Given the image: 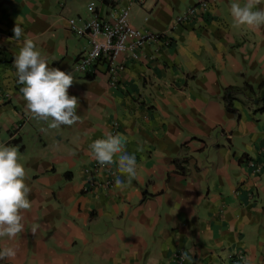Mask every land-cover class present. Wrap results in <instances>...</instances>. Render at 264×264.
I'll return each mask as SVG.
<instances>
[{
	"label": "crops",
	"instance_id": "0c3cea01",
	"mask_svg": "<svg viewBox=\"0 0 264 264\" xmlns=\"http://www.w3.org/2000/svg\"><path fill=\"white\" fill-rule=\"evenodd\" d=\"M128 1L0 0V46L12 55L0 63V143L18 147L32 201L23 233L0 238L17 251L0 264H175L174 252L183 264H264V28L237 26L234 0H206L169 32L168 46L121 56L115 86L105 64L93 75L75 71L87 41L68 20L87 17L90 2L105 17ZM200 1L145 0L130 22L168 31ZM16 24L50 67L73 74L68 94L80 120L72 126L51 129L26 109ZM108 133L127 136L137 178L116 188L113 164L85 191L89 145Z\"/></svg>",
	"mask_w": 264,
	"mask_h": 264
},
{
	"label": "clouds",
	"instance_id": "9594fccd",
	"mask_svg": "<svg viewBox=\"0 0 264 264\" xmlns=\"http://www.w3.org/2000/svg\"><path fill=\"white\" fill-rule=\"evenodd\" d=\"M261 5L264 0H243L242 3L234 0L230 4V15L237 26L259 31L264 28V7ZM13 33L19 44L13 65L28 112L35 119L49 122L51 129L77 123L80 120L77 114L79 101L75 95L68 94L75 81L73 74L50 67L37 50L34 39L25 35L19 24L14 26ZM127 143L124 134L108 133L89 145L92 159L101 167L116 165L120 175L115 179V187L120 190L137 178V159L135 154L127 152ZM26 179L18 147L0 143V238L14 240L24 231V213L32 208V201L28 198L31 189ZM38 227L33 225L32 232ZM16 255L14 247H0V260H11Z\"/></svg>",
	"mask_w": 264,
	"mask_h": 264
},
{
	"label": "built area",
	"instance_id": "2783aa9c",
	"mask_svg": "<svg viewBox=\"0 0 264 264\" xmlns=\"http://www.w3.org/2000/svg\"><path fill=\"white\" fill-rule=\"evenodd\" d=\"M144 2L145 0H129L123 6L110 10L105 17H100L94 3L90 2L86 8L87 17L70 18L68 30L87 41V48L80 52L74 63L75 71L93 75L98 72L100 64H105L108 84L115 86L118 73L125 67L124 62L119 59L121 56L139 60L150 44H157L160 48L168 46L171 43L169 32L207 6L206 0L198 2L176 16L168 31L155 32L146 27H136L130 22L131 7ZM103 169L108 170V166L101 167L95 160L91 167L84 168L87 178L85 191L97 189L101 185L96 176ZM172 258L175 264H183L184 257L179 252H174Z\"/></svg>",
	"mask_w": 264,
	"mask_h": 264
},
{
	"label": "trees",
	"instance_id": "16d2710c",
	"mask_svg": "<svg viewBox=\"0 0 264 264\" xmlns=\"http://www.w3.org/2000/svg\"><path fill=\"white\" fill-rule=\"evenodd\" d=\"M0 63H4L7 65H11L12 63V55L2 46H0ZM246 88L251 91V87L246 85ZM229 89H233V88H229ZM226 99H227V106L228 109L233 110V108H231L230 102L228 101L230 99V90H228L226 92Z\"/></svg>",
	"mask_w": 264,
	"mask_h": 264
}]
</instances>
